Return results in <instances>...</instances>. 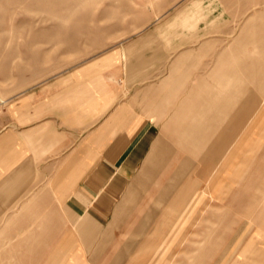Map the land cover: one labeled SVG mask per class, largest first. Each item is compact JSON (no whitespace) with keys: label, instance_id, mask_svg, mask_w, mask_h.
<instances>
[{"label":"rangeland","instance_id":"rangeland-1","mask_svg":"<svg viewBox=\"0 0 264 264\" xmlns=\"http://www.w3.org/2000/svg\"><path fill=\"white\" fill-rule=\"evenodd\" d=\"M158 28L163 35L141 51L188 44L191 112L175 117L167 140L162 134L123 221H135L134 235L113 229L104 264H264V227L254 226L264 215L242 217L247 200L263 203L264 0H0V102ZM246 177L255 188L248 198ZM80 218L71 223L76 233ZM66 245L54 261L6 260L2 251L0 264H101L70 258Z\"/></svg>","mask_w":264,"mask_h":264},{"label":"crops","instance_id":"crops-1","mask_svg":"<svg viewBox=\"0 0 264 264\" xmlns=\"http://www.w3.org/2000/svg\"><path fill=\"white\" fill-rule=\"evenodd\" d=\"M162 30L113 44L0 102L1 258L54 261L63 243L70 258L104 264L113 229L127 227L125 235H134L135 221L123 223L131 199L150 178L162 134L167 140L175 117L191 112L188 44L171 43L165 51L158 43L152 53L141 51ZM202 110L205 115L207 106ZM246 180L248 198L255 188ZM260 201L262 206L247 200L242 217L263 216L264 193ZM81 215L76 233L71 223ZM78 243L90 255L83 257Z\"/></svg>","mask_w":264,"mask_h":264},{"label":"built area","instance_id":"built-area-1","mask_svg":"<svg viewBox=\"0 0 264 264\" xmlns=\"http://www.w3.org/2000/svg\"><path fill=\"white\" fill-rule=\"evenodd\" d=\"M0 106H1V103H0Z\"/></svg>","mask_w":264,"mask_h":264}]
</instances>
